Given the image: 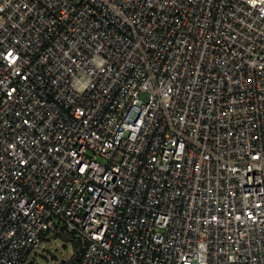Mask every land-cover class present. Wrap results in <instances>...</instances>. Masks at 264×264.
<instances>
[{"label": "built area", "instance_id": "1", "mask_svg": "<svg viewBox=\"0 0 264 264\" xmlns=\"http://www.w3.org/2000/svg\"><path fill=\"white\" fill-rule=\"evenodd\" d=\"M48 231L264 264V0H0V264Z\"/></svg>", "mask_w": 264, "mask_h": 264}, {"label": "rangeland", "instance_id": "2", "mask_svg": "<svg viewBox=\"0 0 264 264\" xmlns=\"http://www.w3.org/2000/svg\"><path fill=\"white\" fill-rule=\"evenodd\" d=\"M54 233V231L45 233L42 243L43 253L31 254L26 264H65L71 261L75 255V241L78 240L75 238L72 241L65 242L60 236L55 237ZM41 254L46 255L48 258H44ZM71 264L77 263L73 262Z\"/></svg>", "mask_w": 264, "mask_h": 264}, {"label": "trees", "instance_id": "3", "mask_svg": "<svg viewBox=\"0 0 264 264\" xmlns=\"http://www.w3.org/2000/svg\"><path fill=\"white\" fill-rule=\"evenodd\" d=\"M55 235V233H54ZM83 253V248L81 247L80 243L78 241H75V255L71 259V261L66 262L65 264H71L73 262L79 264L81 261V256Z\"/></svg>", "mask_w": 264, "mask_h": 264}, {"label": "water", "instance_id": "4", "mask_svg": "<svg viewBox=\"0 0 264 264\" xmlns=\"http://www.w3.org/2000/svg\"><path fill=\"white\" fill-rule=\"evenodd\" d=\"M58 236H60L65 242H68V241H72L73 239L71 238V237H69V236H67V235H65V234H63V233H59V232H57L56 234H55V237H58ZM42 256H44V258H48L46 255H42Z\"/></svg>", "mask_w": 264, "mask_h": 264}]
</instances>
